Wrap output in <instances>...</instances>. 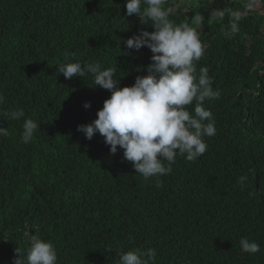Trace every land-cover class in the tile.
Returning a JSON list of instances; mask_svg holds the SVG:
<instances>
[{
    "label": "trees",
    "instance_id": "16d2710c",
    "mask_svg": "<svg viewBox=\"0 0 264 264\" xmlns=\"http://www.w3.org/2000/svg\"><path fill=\"white\" fill-rule=\"evenodd\" d=\"M124 5L0 0V264H14L29 231L54 245L58 264H119L133 248L154 249L155 264H264V0H168L169 18L196 28L204 44L196 67L219 92L204 101L216 131L203 137V155H177L169 174L148 180L119 146L112 154L99 133L77 130L110 92L91 74L65 79L57 67L70 53L117 67L118 87L146 75L150 49L124 41L154 29ZM236 10L245 14L233 34ZM18 109L19 120L6 116ZM25 118L39 124L27 144ZM244 237L260 251L243 252Z\"/></svg>",
    "mask_w": 264,
    "mask_h": 264
},
{
    "label": "clouds",
    "instance_id": "9594fccd",
    "mask_svg": "<svg viewBox=\"0 0 264 264\" xmlns=\"http://www.w3.org/2000/svg\"><path fill=\"white\" fill-rule=\"evenodd\" d=\"M168 0H125L126 15L135 14L141 23L149 24L153 31L142 30L124 41L127 49H150L151 63L147 74L137 76L130 86L118 87L117 67H103L100 62H73L70 53H65V62L58 65V73L65 79L91 74L93 86L108 90L110 96L97 110L96 118L88 124L77 126V130L91 139L99 133L112 154L117 148L123 150L124 159L131 163L136 173L145 180L167 175L177 155L194 161L207 150L204 136H214L215 126L210 110L204 101L219 96L211 87L206 67L197 71L196 62L204 55V44L199 32L188 23H174L169 17L173 11L165 7ZM142 5L146 7L142 8ZM251 10L252 5L246 6ZM240 10L231 13V33L239 31V22L244 16ZM213 17L223 18L221 11ZM203 16L197 18L202 24ZM4 97L0 95V103ZM194 104V112L188 110ZM88 108L90 104L83 105ZM13 120L25 116L23 110L6 113ZM21 140L29 143L39 124L32 118L23 122ZM6 130L0 127V135ZM165 161L167 163H165ZM28 247H17L14 264H58L54 245L39 234L25 233ZM243 252L255 254L260 245L247 237L239 240ZM111 251V249H109ZM154 249L133 248L120 251L119 264H155Z\"/></svg>",
    "mask_w": 264,
    "mask_h": 264
}]
</instances>
